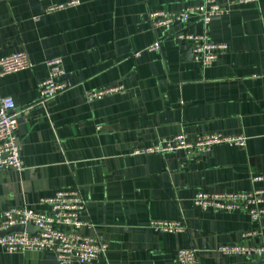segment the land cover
Instances as JSON below:
<instances>
[{"label":"crops","instance_id":"1","mask_svg":"<svg viewBox=\"0 0 264 264\" xmlns=\"http://www.w3.org/2000/svg\"><path fill=\"white\" fill-rule=\"evenodd\" d=\"M0 0V57L24 50L30 68L0 76V98L11 96L24 167L0 170V216L9 207L47 209L40 199L76 188L86 200L80 231L101 238L93 264H175L193 247L198 264H264L254 256L224 255L217 247L264 240V217L203 211L199 190L264 187V0L236 3L213 17L209 38L224 43L206 67L174 34L153 28L155 10L179 11L196 0ZM189 28L201 31L198 21ZM160 41L157 51L146 47ZM59 57L72 86L43 104L37 83L46 60ZM120 85L88 101L86 90ZM242 135L243 146L215 144L201 158L183 150L136 153L161 138L183 134ZM262 179L252 181V176ZM151 220L180 221L182 232H154ZM247 229L258 231L245 240ZM0 264H56L52 252L7 253Z\"/></svg>","mask_w":264,"mask_h":264},{"label":"built area","instance_id":"2","mask_svg":"<svg viewBox=\"0 0 264 264\" xmlns=\"http://www.w3.org/2000/svg\"><path fill=\"white\" fill-rule=\"evenodd\" d=\"M255 0H196L179 11L155 10L149 12L148 20L153 28L169 29L174 24L180 27L174 34L179 42L189 46L193 60L201 67L212 64L218 55L226 49L224 43H216L209 38L208 26L213 17L226 14L236 3H247ZM78 0H67L46 10L75 6ZM198 21L202 30L197 32L189 28L191 21ZM160 41L155 40L146 49L157 51ZM47 75L37 83L39 93L38 103L43 104L58 94L68 90L72 84L65 76L62 60L54 57L46 60ZM32 66L24 50H16L0 57V76L21 71ZM120 85H109L98 89L86 90L88 101L104 94L117 92ZM14 101L11 96L0 98V170H21L24 167L21 158L18 136L16 132V117L13 110ZM246 138L242 135H223L221 133H206L192 140L183 134L161 138L149 147L136 148V153H166L183 150L193 158H201L208 154L215 144L243 146ZM261 175L252 176V181L261 180ZM192 202L203 211L238 212L247 214L252 221L264 217V187L248 191H197ZM40 205L47 209H34L27 206L9 207L0 216V230L11 226L27 223L37 227L35 232L27 230L7 231L0 236V247L7 253L50 251L54 254L56 264H93L106 250L105 242L94 235L80 231L82 227H92V224L82 219L87 202L76 188H66L55 191L51 196L40 199ZM148 227L154 232H182L184 225L180 221L151 220ZM258 231L247 229L241 236L245 240L256 237ZM224 255L254 256L264 260V240L254 244L237 242L217 247ZM175 264H198L197 252L193 247L179 248L174 254Z\"/></svg>","mask_w":264,"mask_h":264},{"label":"water","instance_id":"3","mask_svg":"<svg viewBox=\"0 0 264 264\" xmlns=\"http://www.w3.org/2000/svg\"><path fill=\"white\" fill-rule=\"evenodd\" d=\"M17 230L18 231L27 230V231H30V232L33 233V232H35L37 230V227L32 225L31 223H27L25 225L17 224V225L9 227L6 230H0V236L4 235L7 231H17Z\"/></svg>","mask_w":264,"mask_h":264}]
</instances>
